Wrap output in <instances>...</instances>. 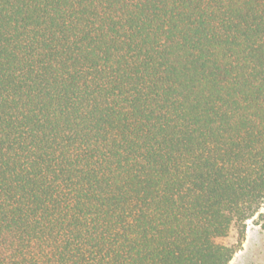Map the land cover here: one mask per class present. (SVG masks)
<instances>
[{
    "label": "trees",
    "instance_id": "trees-1",
    "mask_svg": "<svg viewBox=\"0 0 264 264\" xmlns=\"http://www.w3.org/2000/svg\"><path fill=\"white\" fill-rule=\"evenodd\" d=\"M256 216L264 0H0V264H229Z\"/></svg>",
    "mask_w": 264,
    "mask_h": 264
},
{
    "label": "rangeland",
    "instance_id": "rangeland-1",
    "mask_svg": "<svg viewBox=\"0 0 264 264\" xmlns=\"http://www.w3.org/2000/svg\"><path fill=\"white\" fill-rule=\"evenodd\" d=\"M229 264H264V221L257 216L246 223L242 247Z\"/></svg>",
    "mask_w": 264,
    "mask_h": 264
}]
</instances>
